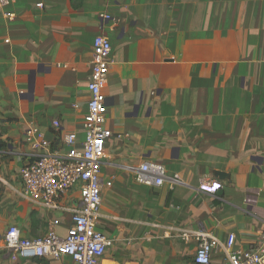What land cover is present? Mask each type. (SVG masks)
<instances>
[{
	"label": "crops",
	"instance_id": "0c3cea01",
	"mask_svg": "<svg viewBox=\"0 0 264 264\" xmlns=\"http://www.w3.org/2000/svg\"><path fill=\"white\" fill-rule=\"evenodd\" d=\"M100 35L112 43L104 93L113 134L101 222L112 243L100 264H193L187 232L234 235L248 248L264 230V0H12L0 10V158L12 159L0 160V236L17 227L31 239L50 228L64 237L72 224L69 212L28 202L12 177L32 154L29 128L57 144L69 132L83 139ZM146 161L166 167L162 187L136 182ZM215 183L216 193L201 189ZM0 264L75 262L3 252Z\"/></svg>",
	"mask_w": 264,
	"mask_h": 264
},
{
	"label": "built area",
	"instance_id": "2783aa9c",
	"mask_svg": "<svg viewBox=\"0 0 264 264\" xmlns=\"http://www.w3.org/2000/svg\"><path fill=\"white\" fill-rule=\"evenodd\" d=\"M12 0H0V10L6 11ZM40 6V5H39ZM12 20L14 15L5 12ZM106 23L115 19L106 14ZM87 88L90 99L82 125L83 139L76 132L60 133L61 122H53L54 134H61L60 144L47 138L38 128H29L25 142L31 148L29 161L20 171L21 195L31 204L54 212H69L72 224L66 236H60L53 228L42 238H27L17 227H10L0 236V254L16 253L23 259L60 260L69 256L75 264H100L111 246L112 238L103 231V189L112 187L103 176L107 164V142L112 131L107 126L105 88L110 73L112 43L106 36L95 37ZM166 167L158 162L146 161L135 172L138 184L160 188L166 182ZM201 189L216 193L221 184L204 185ZM79 192L78 203L62 204V199ZM189 241L194 238L197 249L193 264H214L218 255L222 264H264V230L248 248L238 247L236 237L220 239L212 233H184Z\"/></svg>",
	"mask_w": 264,
	"mask_h": 264
},
{
	"label": "rangeland",
	"instance_id": "374dc122",
	"mask_svg": "<svg viewBox=\"0 0 264 264\" xmlns=\"http://www.w3.org/2000/svg\"><path fill=\"white\" fill-rule=\"evenodd\" d=\"M0 149L2 150H6V144H0ZM9 157L8 156H3L0 158V160L2 161V164L5 165V166H10L11 165V161L12 159H8ZM12 181L15 182V187H19L20 186V178H19V173H16L14 171V177H12Z\"/></svg>",
	"mask_w": 264,
	"mask_h": 264
},
{
	"label": "water",
	"instance_id": "95a60500",
	"mask_svg": "<svg viewBox=\"0 0 264 264\" xmlns=\"http://www.w3.org/2000/svg\"><path fill=\"white\" fill-rule=\"evenodd\" d=\"M218 176H219L221 179H223V178H224V173L219 172V173H218Z\"/></svg>",
	"mask_w": 264,
	"mask_h": 264
}]
</instances>
